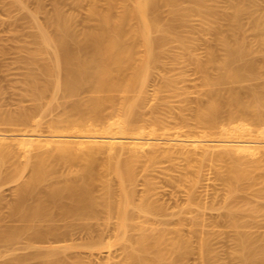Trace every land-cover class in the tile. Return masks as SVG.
Masks as SVG:
<instances>
[{"label": "bare ground", "instance_id": "1", "mask_svg": "<svg viewBox=\"0 0 264 264\" xmlns=\"http://www.w3.org/2000/svg\"><path fill=\"white\" fill-rule=\"evenodd\" d=\"M13 1L27 9L35 28L15 47L25 67L21 98L32 104L0 109V186L17 182L13 203L0 196V241L27 234L28 246L36 247L48 238L64 241L74 230L86 240L51 244L35 263L16 257L0 264H87L69 251L82 247L98 256L115 244L122 253L105 264H187L190 235L159 227L164 221L155 218L166 206L152 197L151 171L163 158L189 162L178 179L170 178L188 181L190 198L202 172L190 163L220 164L215 173L228 192L224 204L234 205L214 216L216 224L239 227L245 211L253 221L264 217L262 205L240 195L250 190L264 198L256 187L264 183L256 172L264 170V0H226V6L222 0H52L49 11L42 0H33V11L24 0ZM67 2L88 4L90 18L68 11ZM189 63L200 75L201 89L193 92L182 90ZM247 79L261 81L243 88ZM55 103L60 111L46 119ZM141 168L148 174L137 200ZM113 215L115 238L105 241L94 220L104 218L101 225L108 226ZM11 221L30 226L6 224ZM256 230L236 231L233 255L241 264H264V244L256 243L264 231ZM212 233L201 238L210 264L217 254Z\"/></svg>", "mask_w": 264, "mask_h": 264}, {"label": "rangeland", "instance_id": "2", "mask_svg": "<svg viewBox=\"0 0 264 264\" xmlns=\"http://www.w3.org/2000/svg\"><path fill=\"white\" fill-rule=\"evenodd\" d=\"M27 4V7L29 10H36L37 3L33 0H24ZM43 4L45 5L46 10L52 9V0H42ZM221 5L226 6L227 1L222 0ZM65 8L68 11H73L81 16V18H90L88 14V4H85L83 7L78 8L73 3L67 2L65 3ZM39 19L44 22L45 20V14L40 13ZM192 24L195 26H198L200 24V18L199 16H193L192 18ZM17 29L18 34H15V30ZM16 31V32H17ZM35 33L34 24L31 22L27 9L21 8L18 4H16L13 0H0V45L3 46V50L1 52L0 50V90L4 93H0V109L2 110H8L12 109L15 110L20 102L25 105H31L32 101H30L28 98L25 97L21 98V92L23 91V86L21 84V78L24 77L25 73V67L17 61L19 53L17 52V49L15 47L22 39H28V36ZM27 37V38H26ZM21 42V41H20ZM198 52L201 55L205 54V45L201 44L198 48ZM167 69H169L167 67ZM185 73L188 77V80L184 82L182 89L183 91H197L200 90V75L198 74L197 70L195 69V66L192 63H189L185 67ZM253 80L247 79L244 83L242 82L243 88L249 87V86H255L257 83L261 80ZM264 81V80H263ZM20 82V83H19ZM260 83V82H259ZM258 83V84H259ZM241 84V83H240ZM238 84V85H240ZM254 84V85H253ZM228 85H231L228 83ZM242 85L240 87H242ZM245 85V87H244ZM22 86V87H21ZM227 86V84H225ZM192 95L195 97L196 92ZM24 99V100H23ZM59 103L64 102L65 99H58ZM58 103V102H57ZM55 103V107L53 105V109L51 111V114L47 116L46 119H50L53 114L60 111L61 107L60 104L57 105ZM181 102L178 99L175 104L179 105ZM62 104V103H61ZM57 105V106H56ZM191 105H195L194 102H191ZM11 110V111H12ZM1 123V122H0ZM2 124V123H1ZM5 126L2 124V127ZM1 127V125H0ZM22 160H24V157H21ZM21 161V160H20ZM187 165H189V162L183 159H170V158H163L158 164L155 170L151 171L152 174H154V180H155V191L152 195L153 198L160 200V202H163L165 204H162L165 208L163 211H159L157 214H155V218L161 220L164 222H168V224H165L164 222L159 225V227H171V228H178L181 229L185 234L190 235L189 237L192 238V251L187 255L186 261L187 264H210L209 259V252L207 249V246L202 247L201 245V238L202 236H205V232L207 231H213L212 235H210V243L215 250L216 254V261L214 264H241L239 258H236L235 255H233L234 250L238 247L237 240L235 238L236 231L240 232H249L256 230L260 232L264 231V217L261 216L257 218V220L261 218L260 221H257L256 219L253 221V217L249 215V212L245 211L244 215L242 214V218L238 223L241 224L239 227L233 226L228 221H220V223L215 222L214 216L218 213H226L228 211V208L231 205L234 204H224L225 202L229 201L228 198V192L226 187L224 186L223 182L219 177L216 176V168L220 166L218 162L216 161H206V162H200L199 160H193L190 165H193V167H200L201 171L199 175V183L193 186L194 188V195L191 197L193 198V203L189 204V199L191 196V184L188 181H176L175 183L171 180L170 175L174 178L178 179V169L184 168ZM63 166V165H62ZM65 167V166H64ZM67 167V166H66ZM63 169V167L61 168ZM67 169V168H65ZM64 170V169H63ZM258 170V169H257ZM260 175L264 178V170L259 169ZM148 174L147 171L144 169H140L139 172V180L137 184L134 187L135 189V195L136 199L139 200L141 196L144 193L145 184L144 180L146 175ZM178 174V175H177ZM144 175V178H142ZM177 175V176H176ZM198 178V175L196 176ZM142 178V179H141ZM17 182L7 183L0 186V196H3L6 200V203H13L15 198V188H16ZM257 188L264 189V183L259 184L256 186ZM241 196H248L251 199H254V201L262 207H264V198H257L253 191L248 192H241ZM192 200V199H191ZM216 203V204H213ZM206 207H205V205ZM10 204H4L2 211H8V206ZM208 206V208H207ZM214 206V208H211ZM130 209H133L132 206H130ZM205 211V212H204ZM161 212V213H160ZM176 212V213H175ZM165 213V215H164ZM167 214V215H166ZM175 214V215H174ZM205 214L206 220H202L200 218V215ZM166 217V218H165ZM190 217H194L195 219L192 220ZM160 218V219H159ZM170 220V222L167 220ZM163 219V220H162ZM252 219L251 223L252 225L249 226L250 222L249 220ZM117 222V218L113 215V218L109 220L110 221ZM166 220V221H165ZM189 220H192L193 222H190ZM95 221V227L103 228L105 231V241H114L115 233H111L112 228L115 230V225L113 222H110L108 226H102L101 224H104L105 221H107L104 218L98 219ZM93 221V222H94ZM256 221V222H255ZM102 222V223H101ZM104 222V223H103ZM113 223V224H112ZM192 223V224H191ZM249 223V224H248ZM254 223H259L255 227H253ZM7 225H15V226H25L27 224L19 221H11L6 222ZM116 224V223H115ZM261 224V225H260ZM114 225V227H113ZM30 226V225H27ZM100 226V227H99ZM253 228H252V227ZM107 227H109L107 229ZM95 228V229H98ZM108 230L106 231L105 230ZM32 229H28V231H31ZM79 231V230H78ZM77 231V232H78ZM116 231V230H115ZM113 231V232H115ZM112 235H108V233ZM203 232V235L201 234ZM80 232L76 233V230H74V234L67 236V239L62 241H55L53 238L44 239L41 241H37L36 247H29L28 246V235L23 234L16 240H3L0 241V261L3 260H14L16 257H24L27 258V261L29 263H35L37 262V258H34L35 255L41 253V254H48L51 252V249L49 248V245H61V244H68V243H77L86 240V235L79 234ZM107 233V234H106ZM207 236V235H206ZM205 236V237H206ZM258 245L264 244L263 239H259L256 242ZM106 251V252H104ZM101 254L98 256H90L87 253V250L82 247H77L71 249L69 252L74 255L73 253L77 252L80 253V256L84 259V261L88 262L87 264H105L108 261L111 263L114 260H117L121 255V248L119 244H115L112 248L110 253H107L108 251L105 249ZM110 257H109V256ZM111 258V259H110ZM107 261V262H105ZM110 263V264H111Z\"/></svg>", "mask_w": 264, "mask_h": 264}]
</instances>
